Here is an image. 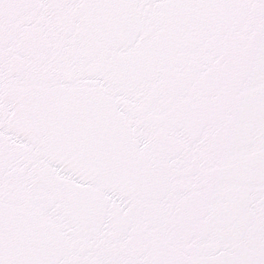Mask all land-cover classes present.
<instances>
[{"label": "snow or ice", "instance_id": "obj_1", "mask_svg": "<svg viewBox=\"0 0 264 264\" xmlns=\"http://www.w3.org/2000/svg\"><path fill=\"white\" fill-rule=\"evenodd\" d=\"M0 264H264V0H0Z\"/></svg>", "mask_w": 264, "mask_h": 264}]
</instances>
